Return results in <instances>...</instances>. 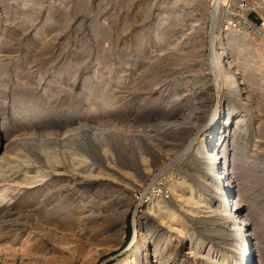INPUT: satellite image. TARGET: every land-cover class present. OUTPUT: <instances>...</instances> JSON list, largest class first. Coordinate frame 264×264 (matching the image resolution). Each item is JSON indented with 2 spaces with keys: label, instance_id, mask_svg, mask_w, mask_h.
I'll return each instance as SVG.
<instances>
[{
  "label": "rangeland",
  "instance_id": "1",
  "mask_svg": "<svg viewBox=\"0 0 264 264\" xmlns=\"http://www.w3.org/2000/svg\"><path fill=\"white\" fill-rule=\"evenodd\" d=\"M225 5L0 0V108L12 134L0 184L7 196L0 199V264H146L147 252L154 264L156 247L160 264H201L188 252L191 237L241 262L247 244L252 263L264 264V44L253 31L234 33L242 38L227 43L222 60L232 62L236 80L222 94L214 54L231 35L220 33ZM220 105L231 114L221 121L230 132L231 194L209 159L208 132L201 152L185 155ZM1 127L0 117L3 134ZM27 170L37 179L29 178L32 186L20 184ZM78 170L85 186L67 209L80 212L71 232L46 205L57 203ZM181 181L213 208L229 196L231 208L237 197L256 239L230 214L190 213L196 207L185 208L171 191ZM158 202L177 212L185 233L154 228Z\"/></svg>",
  "mask_w": 264,
  "mask_h": 264
},
{
  "label": "bare ground",
  "instance_id": "2",
  "mask_svg": "<svg viewBox=\"0 0 264 264\" xmlns=\"http://www.w3.org/2000/svg\"><path fill=\"white\" fill-rule=\"evenodd\" d=\"M220 2V1H218ZM245 32V31H244ZM235 32H231V35L228 37L227 39V42L226 43H223L222 41H220L221 39L218 38L217 41H220L219 44H218V47H219V50H218V47H217V50L214 54V59L216 60V62L218 63V66L220 68V79L222 80L223 84H222V94H223V89H226L227 86H230V87H233V82H231V79L232 80H236L235 78V74H234V71L232 70V62L230 60H222L225 58V55H226V45L227 43L229 42L230 44L232 43L233 46H235L237 44V42L239 41V39L242 38L241 35L237 36L236 34H234ZM230 34V33H229ZM244 36H247V32L243 33ZM258 51V50H256ZM259 52V51H258ZM228 54V53H227ZM228 58V57H227ZM235 69V68H234ZM235 82V81H234ZM237 85V84H236ZM234 89V88H232ZM238 89V87H237ZM239 90V89H238ZM240 91V90H239ZM221 94V97H220V104H221V100H222V97L223 95ZM245 104V103H244ZM3 109V108H2ZM0 108V117H1V120H2V130L4 131L3 134L4 136H2L3 134H1V131H0V184H2V182H6V177L5 176V172L3 171V169H7L9 168V166H7V164L9 163L10 160V154L7 155V150H8V147H9V139L12 137L11 133L7 130L6 128V125L4 123V118L3 119V116H5V108L4 110H2ZM230 110V109H229ZM199 111V110H198ZM8 115V114H7ZM198 116V115H197ZM229 116V117H228ZM230 116L231 114H227L225 113V111L222 109V106L220 105L219 108H218V111H217V114L216 116L214 117V120L212 122V127L208 130H206L204 133H201L202 135H199L196 137V139L194 140V143H192L189 151L185 154L187 155L188 153L190 152H193V151H196L197 153H200L201 152V148L198 146L200 142L204 141L203 140V136L204 134H206L208 132V139L211 140V144L210 146L208 147L209 149L207 150L208 151V155L210 156L209 159L212 160L214 162V169H217L218 172H219V175L220 177L223 179L224 177V181L226 180V182H224L226 184V187L228 188L229 190V194L232 193V190H233V183L234 181L232 180V175L230 173V163H229V158L227 156V150H226V141L230 135V132L227 134V132L229 131V129L227 128L228 126H226L224 123H222L221 121L224 120V122H229L230 121ZM193 122V121H192ZM220 123V124H219ZM219 125V126H218ZM228 125V124H227ZM8 127V125H7ZM10 128V127H9ZM30 129V128H29ZM32 129V128H31ZM34 129V128H33ZM11 130V129H10ZM27 130V128H26ZM34 131V130H33ZM26 132V131H25ZM31 132V131H30ZM13 133V132H12ZM17 133V132H16ZM23 133V132H22ZM14 134V133H13ZM34 134V133H33ZM16 135V134H14ZM21 136V135H20ZM14 138V136H13ZM202 140V141H201ZM207 141V140H206ZM210 142V141H209ZM198 146V147H197ZM229 153V152H228ZM76 154V153H75ZM184 155V156H185ZM13 156V155H12ZM56 158V157H55ZM81 158V157H80ZM78 158V159H80ZM83 160V159H82ZM81 160V161H82ZM77 161V159H76ZM84 161V160H83ZM143 163L144 164H148V160L146 158H143ZM58 162V161H57ZM16 163V162H14ZM54 163V162H53ZM77 163V162H76ZM86 163V162H84ZM11 164V162H10ZM9 165V164H8ZM78 167H79V163L77 164ZM75 164V166H77ZM80 165H84L83 163L80 164ZM109 165V164H108ZM7 166V167H6ZM12 166V164H11ZM73 165V167H75ZM18 167V166H17ZM78 167H75L78 169ZM150 167V166H149ZM20 168V167H19ZM58 168V167H57ZM60 168V167H59ZM58 168V169H59ZM75 168L73 169V171L75 170ZM145 168V167H144ZM18 169V168H17ZM26 169V168H25ZM80 169V168H79ZM145 169H148L149 168H145ZM20 170V169H19ZM65 170V169H64ZM81 170V169H80ZM90 170V169H89ZM147 170V171H148ZM210 170V169H209ZM9 171V170H8ZM11 171V169H10ZM30 171L32 172V170L30 169ZM29 170L27 171H24V177H22L21 179V182L20 184L23 186V185H31V180L32 179H29V178H34V176L32 177H29L30 174H33L31 173ZM60 171V170H58ZM67 171V170H65ZM64 171V172H65ZM79 171V170H78ZM146 171V170H145ZM212 171V170H211ZM7 172V171H6ZM57 172V171H56ZM62 172V171H61ZM76 173H74L72 176L71 174L70 177H68V180H66V182H68V186L65 185L64 189H60L58 191V199L57 200V203H55L54 205H46L47 202H43L42 205H46L48 207H50L52 213H54V216H55V223H61V224H66L67 225V221H69V228H70V231L73 232L77 229V225L79 224V217H80V212L78 210H75L74 212L72 211H69L67 210L69 205L70 204H73V205H76V203H78V197H77V194L79 192H81L84 188V184H83V179L84 176L82 175V173H80L81 171L77 172L75 171ZM88 172V171H87ZM92 172V170H91ZM150 172V170L148 171ZM147 172V173H148ZM8 173V177L9 175V172ZM13 173V172H12ZM71 173V172H70ZM127 172H123V174H125ZM19 174V173H18ZM128 174V173H127ZM14 175V173H13ZM85 175V174H84ZM126 175V174H125ZM129 175V174H128ZM131 175V174H130ZM231 175V176H230ZM83 176V178L81 177ZM89 176V174L86 175V177ZM91 176V174H90ZM89 176V177H90ZM37 178L39 176H36ZM41 177V176H40ZM95 177V176H94ZM112 177V176H111ZM13 179H15L14 177H12ZM17 178V177H16ZM66 178V177H65ZM9 179V178H8ZM7 179V181H8ZM19 179V177H18ZM87 179V178H86ZM118 179V178H117ZM34 180H37L36 178H34ZM33 180V181H34ZM39 180V179H38ZM115 180V179H114ZM233 181V182H232ZM11 182V181H8V183ZM14 182V181H13ZM11 182V183H13ZM41 182V181H40ZM65 182V184H66ZM86 182V181H85ZM7 183V184H8ZM35 183V182H34ZM38 183V182H37ZM10 185V184H9ZM35 185V184H34ZM84 185V186H83ZM191 185V184H190ZM212 185V183H211ZM3 186V184H2ZM14 186V184H13ZM16 186V185H15ZM18 186V185H17ZM26 186V187H27ZM32 186V185H31ZM172 186V185H171ZM170 186V187H171ZM1 187V186H0ZM3 188V187H2ZM1 188V189H2ZM8 188V186H7ZM12 189V187H10ZM9 189V188H8ZM16 189V187H15ZM14 190V189H13ZM2 191V190H1ZM4 191V190H3ZM15 191V190H14ZM171 191L172 193L178 197V201L185 205V208H188L191 206H195L196 208L193 207L192 210L189 209V211H191L190 213L194 214V215H199L200 217V214H203L202 210L203 209H206V211L208 210L209 211H213L214 213L218 214V216H222V217H227L229 216H234V218L237 220V222L235 223L234 222V226H237L239 225V228L241 229L242 232H244V234L251 240H255L256 237L253 233V231L249 234V229L251 227V224L249 223L250 221H248V217H247V212L244 213V207L243 205L239 204L238 200H236L237 197H235V199L233 201H230V207L229 208V197L228 198H224V202L221 203L218 207L216 208H213L211 207L208 203L206 204L203 197H198L200 195L197 196V193L193 190L192 187H189L187 186L186 184V181L183 182L181 181L179 183L178 186H172L171 188ZM7 192V191H6ZM6 194V193H5ZM5 194H0V199L2 200L4 197H5ZM233 196V195H232ZM7 197V196H6ZM5 197V198H6ZM57 197V196H56ZM57 199V198H56ZM161 199V198H159ZM164 200V199H163ZM48 201V200H47ZM160 201V200H159ZM41 202V201H40ZM157 202V200H156ZM166 203V202H164ZM178 203V202H177ZM41 205V204H40ZM39 205V206H40ZM156 205V204H155ZM163 202H158L157 204V211H158V214H156V217H160L161 220H159L161 222V224H158L156 225L154 228L156 230H161V228L163 227V225H166L168 226L169 230L170 231H173L175 233H185L184 231L186 230V227H185V223L183 221V219L181 217L178 216L177 212H174L172 210H165V208L163 209ZM167 205V204H166ZM170 205V204H168ZM38 206V207H39ZM75 207V206H74ZM81 207V206H79ZM169 207V206H168ZM42 208V207H41ZM39 207V210L38 211H47L49 209H44L45 206L43 207L44 210H40L41 209ZM152 208V207H151ZM170 208V207H169ZM229 208V210H228ZM37 209V208H36ZM62 209H65L67 210L66 213H62L60 212V210ZM154 209L153 208L152 210H149V213L151 215H154ZM173 209V208H172ZM71 210V209H70ZM247 210V209H246ZM44 211V212H45ZM205 211V212H206ZM48 212V211H47ZM188 212V210H187ZM41 213V212H40ZM50 213V212H49ZM111 213V212H110ZM210 213V212H209ZM206 214V213H205ZM246 214V215H245ZM39 215V214H37ZM40 216V215H39ZM193 216V215H192ZM195 217V216H194ZM198 217V218H199ZM38 218V217H37ZM35 219V218H34ZM53 219V218H52ZM83 220V219H82ZM232 220V219H231ZM41 221V220H40ZM233 221V220H232ZM45 222V221H44ZM66 222V223H65ZM81 222V221H80ZM233 223V222H232ZM59 226V225H58ZM62 226V225H60ZM154 226V224H153ZM44 227V226H43ZM64 227V226H63ZM41 228V227H40ZM47 228V227H46ZM62 228V227H61ZM45 229V228H44ZM150 229V228H149ZM167 229V228H166ZM233 229V228H232ZM41 230V229H40ZM46 230V229H45ZM66 230V229H65ZM68 230V229H67ZM239 230V229H238ZM69 231V230H68ZM43 232V231H42ZM187 232V231H186ZM44 233V232H43ZM57 233V232H56ZM67 233V232H65ZM161 234V233H160ZM248 234V235H247ZM55 235V234H54ZM61 235V234H60ZM65 235V234H62V236ZM77 236V234H75ZM74 235V236H75ZM150 237H146L145 236V240L149 242V240L151 241H154L153 239V234L150 235L148 234ZM64 237V236H63ZM61 238V237H60ZM75 239V238H74ZM28 241V240H27ZM191 242L189 243V246H188V252L189 254H191L197 261H201V264H253L252 263V259L251 257L249 256L251 252V250H249V248L247 247V244H244V247H243V244H241V247H240V250L242 251V257H244V260L241 262V261H237L236 259L234 258H231L229 255H226V254H223L221 252H217L216 250H214L213 246H209L208 244H206L205 242H203L202 240L200 239H195L194 237H191ZM68 243V242H67ZM150 243V242H149ZM153 243V242H152ZM151 244V243H150ZM254 244L256 246V248L258 247L257 246V243L254 241ZM24 245V244H23ZM157 246V245H156ZM157 248V247H156ZM154 250V258H155V262L154 264H160L161 261H162V258L160 256H157L158 254V249ZM167 248V247H166ZM244 248V252H243V249ZM256 251H258L257 249H255ZM260 253V252H259ZM245 254V255H244ZM160 255V254H159ZM146 264H153L152 262L149 261V254L147 252L146 254ZM164 260V259H163ZM261 263V261H260ZM255 264V263H254Z\"/></svg>",
  "mask_w": 264,
  "mask_h": 264
},
{
  "label": "built area",
  "instance_id": "3",
  "mask_svg": "<svg viewBox=\"0 0 264 264\" xmlns=\"http://www.w3.org/2000/svg\"><path fill=\"white\" fill-rule=\"evenodd\" d=\"M225 6L220 33L247 29L257 33L264 44V0H226Z\"/></svg>",
  "mask_w": 264,
  "mask_h": 264
},
{
  "label": "trees",
  "instance_id": "4",
  "mask_svg": "<svg viewBox=\"0 0 264 264\" xmlns=\"http://www.w3.org/2000/svg\"><path fill=\"white\" fill-rule=\"evenodd\" d=\"M130 235H131V228H129L128 230L127 238L130 237Z\"/></svg>",
  "mask_w": 264,
  "mask_h": 264
}]
</instances>
